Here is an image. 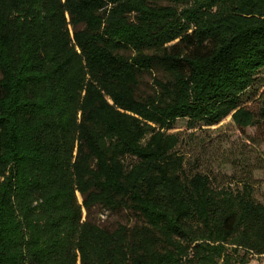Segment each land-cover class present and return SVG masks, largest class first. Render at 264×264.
<instances>
[{"label": "trees", "instance_id": "16d2710c", "mask_svg": "<svg viewBox=\"0 0 264 264\" xmlns=\"http://www.w3.org/2000/svg\"><path fill=\"white\" fill-rule=\"evenodd\" d=\"M262 69L264 0H0V264L264 256L253 169L223 185L169 132L264 127Z\"/></svg>", "mask_w": 264, "mask_h": 264}, {"label": "rangeland", "instance_id": "374dc122", "mask_svg": "<svg viewBox=\"0 0 264 264\" xmlns=\"http://www.w3.org/2000/svg\"><path fill=\"white\" fill-rule=\"evenodd\" d=\"M257 79L241 95V106L257 108L258 100L264 92V69L257 74ZM151 83V78L144 75L139 86V95L152 93ZM169 132L179 133V151L184 153L193 167L201 171H212L216 181L223 185L229 180V176L234 175L239 179L248 168L253 169V196L257 201H264V127L260 124L238 129L231 117L227 116L215 125L199 124L188 128L186 119H177ZM223 174L227 176L224 177ZM77 198L80 202L79 195ZM93 219L100 225L113 228L124 222L126 217L122 213L97 209L93 212ZM248 264H264V256H253Z\"/></svg>", "mask_w": 264, "mask_h": 264}]
</instances>
